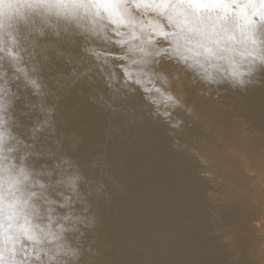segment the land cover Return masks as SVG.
Instances as JSON below:
<instances>
[{
    "label": "clouds",
    "instance_id": "9594fccd",
    "mask_svg": "<svg viewBox=\"0 0 264 264\" xmlns=\"http://www.w3.org/2000/svg\"><path fill=\"white\" fill-rule=\"evenodd\" d=\"M181 43L201 95L264 88V0H0V264H93L90 210L111 199L106 179L119 184L102 152L79 154L80 110L136 119L119 70L159 81L192 115L170 90L180 74L160 70ZM97 69L111 81L103 102L84 86Z\"/></svg>",
    "mask_w": 264,
    "mask_h": 264
},
{
    "label": "bare ground",
    "instance_id": "6f19581e",
    "mask_svg": "<svg viewBox=\"0 0 264 264\" xmlns=\"http://www.w3.org/2000/svg\"><path fill=\"white\" fill-rule=\"evenodd\" d=\"M188 55L178 44L160 70L180 74L179 90L176 81L170 90L193 106L192 115L172 108L166 93L155 91L159 81L143 76L129 84L119 70L118 83L135 90L126 108L135 110L136 119L127 110L116 115L94 107L80 110L79 154L102 152L119 184L106 179L111 199L97 200L90 210L97 218L89 233L98 252L93 264H264V88L247 95L223 88L201 95L204 86L195 70L182 63ZM110 83L97 69L84 86L103 102L110 99ZM73 103L71 97L66 101V115ZM216 136L223 150L242 156L240 168L211 146ZM197 138L206 143L196 145ZM200 158L207 161L205 176L198 173ZM242 170L253 183L250 189ZM210 191L217 201L207 198ZM250 191L260 192L261 199L254 200Z\"/></svg>",
    "mask_w": 264,
    "mask_h": 264
},
{
    "label": "rangeland",
    "instance_id": "374dc122",
    "mask_svg": "<svg viewBox=\"0 0 264 264\" xmlns=\"http://www.w3.org/2000/svg\"><path fill=\"white\" fill-rule=\"evenodd\" d=\"M162 117H163V115H162ZM165 120L166 119H163V121H165ZM245 131L246 132H252V129L246 128ZM209 142L212 143L211 146L213 148H217L218 150H221V155L226 158L225 160H227L231 164V166L237 168L236 164L231 161L232 159H236L238 162V168H240V166L242 165V161H243L242 156L238 155L237 153H235L233 151L223 150V146L221 143L222 141L217 136L211 138L209 140ZM205 143H206L205 140H199L198 138L196 139V145H198V146L203 145ZM219 145H221V146H219ZM176 146H181V145L179 143H177ZM187 152H189L193 157H195V150L192 147H187ZM196 159H198V158L196 157ZM198 164L200 166V169L198 170L199 175L200 176L207 175L208 174L207 173V168H208L207 161L204 158H200V161L198 162ZM239 174H240L241 179L243 181L245 178L247 179L248 188L249 189L252 188L253 183H252V181L249 182L250 179H249V177L246 176V174L243 172V170H242V172H239ZM209 175H213V173H209ZM213 183L218 185L220 183V181L218 179H214ZM237 190H238V188H235L233 191L237 192ZM250 192H251L254 200L257 199L259 201L261 199V193L260 192H257V191H250ZM206 196L211 201H217L219 198L218 194L214 193L213 191H210L208 194H206ZM208 218L213 221L212 215L208 216ZM225 243L227 244V241L226 242L221 241V244L223 246H226Z\"/></svg>",
    "mask_w": 264,
    "mask_h": 264
}]
</instances>
